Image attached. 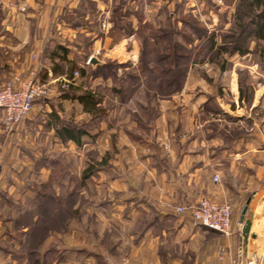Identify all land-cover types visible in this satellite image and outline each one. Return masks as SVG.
Listing matches in <instances>:
<instances>
[{
	"label": "crops",
	"instance_id": "0c3cea01",
	"mask_svg": "<svg viewBox=\"0 0 264 264\" xmlns=\"http://www.w3.org/2000/svg\"><path fill=\"white\" fill-rule=\"evenodd\" d=\"M135 1L127 0L126 5L132 6ZM87 3L93 7L92 19H88L90 15L85 13L88 11ZM118 3L119 0H0V88L14 78H24L31 71L35 72L39 82L55 86L52 99L39 104L38 114L33 118L26 116L14 131L21 134L38 131L42 139L45 137L48 142L45 147V144L42 145L43 149L38 155L34 154L38 157L35 160L38 168L44 170L47 160L52 167L58 168L61 163L57 159L44 157L48 150L75 149L82 139L87 143V139L94 137L80 127L81 118L83 116L94 121L100 115L102 126L97 149L103 159L100 164L109 165L111 155L128 153L134 158V163L147 167L146 174H141L136 182L105 180L106 187L135 185L139 194L135 195L134 201L133 198L118 199L115 206L110 199L100 203L103 210L99 211V216L107 225L117 226L119 235L111 238V254L108 253L107 258L99 254L100 261H105V264H264V41L250 37L243 55L228 57L229 66L223 70L218 68L220 81L216 97L220 99L225 89L228 90V80L235 69V57L250 58L247 65L249 75L259 77V81L245 89L241 86L235 88L237 92L240 91L239 102L245 107L243 113L236 112L234 101L219 104L212 96L210 104L221 112L224 119H216V125H223L227 130L209 132L204 127L206 120L200 115L209 100L197 102L183 97L176 102L171 95L163 98V103L157 101L155 107L160 112L153 121L164 117L162 109L174 105L182 109L185 120L193 116L200 128L195 134H177L171 138L169 145L165 142L169 138L164 133L165 138L162 137L160 143L152 142L146 136H135L123 126L125 107L130 105V100L124 102L116 98L110 104L106 99L98 102L91 90L95 85H101L98 80L90 78L84 82L81 78H73L74 71L70 77V61L79 68L89 65L90 70L105 64L107 60L136 61L138 45L133 37L115 30L103 34L99 31L101 19L106 18ZM152 3L148 2L143 10H148ZM77 18L82 21L77 22ZM71 19L75 21L72 23ZM96 31L100 32L98 39L94 35ZM81 41L89 44V54L83 60L82 54L77 57ZM95 50H100V57L95 55ZM32 56L35 57L34 61ZM91 57L100 63L86 64ZM222 74H227L225 82ZM64 79L71 80L69 85L73 86L69 98L63 95V90L69 86L63 87ZM184 89L178 93L179 97L184 94ZM83 91L88 97L79 100L78 96L85 95ZM241 106L237 107L240 109ZM246 110L249 111L248 115ZM1 118L0 112V128ZM118 125L119 129L116 128ZM63 127L70 129L73 136H76V130H83L80 143L67 139L61 132ZM88 143L91 146V142ZM137 155L139 160L136 159ZM214 175L219 178L217 183L213 182ZM25 182L30 181L26 179ZM41 183L42 186L44 182ZM13 193L10 191L8 194L11 196ZM203 197L214 202L228 200L231 204L228 236L194 226L187 214H177L169 208V205L196 203ZM247 202L248 208L241 222V212ZM127 204L130 205L129 209L124 211ZM245 224L248 230L246 237H243ZM104 229L106 232L107 228ZM91 256L98 258L97 254ZM75 263L72 257L65 262ZM95 263L99 264L97 260Z\"/></svg>",
	"mask_w": 264,
	"mask_h": 264
},
{
	"label": "rangeland",
	"instance_id": "374dc122",
	"mask_svg": "<svg viewBox=\"0 0 264 264\" xmlns=\"http://www.w3.org/2000/svg\"><path fill=\"white\" fill-rule=\"evenodd\" d=\"M126 2L127 0H119L118 6L122 7L121 14H127L126 18L128 19H131V15L135 14L141 21L140 27L136 17H134L131 20L132 26L129 28L125 27L127 26L124 23L125 20L123 22L124 33L127 30H132L133 35L129 37H133L138 45L137 59L134 63L132 61L117 62L106 59V63L108 62L112 65L101 71H96L94 75L92 74L91 80L96 79L101 85H98V87L95 85L94 89L91 90L94 91V99L98 102H101V99H106L110 104L116 98L117 100L124 99L126 102L130 100V105L125 107L124 111L123 126L125 129L135 134V136H138L137 134L146 136L148 140L156 143L162 137L165 138L164 133L170 139V141L169 139L167 140L168 142L165 141L169 145L172 141L171 138L179 133L195 134L197 128H200L195 118L189 116L185 120L182 109L169 104L172 106L165 110L162 109L164 117L161 120L156 119L153 121L160 112L155 107L157 101L160 100L162 102L163 98L169 97L161 96L168 88L164 84L155 85L159 96L154 98L150 91L147 94L143 93V86L133 92L126 89L125 85L123 89L124 81H132L134 83L140 81L142 83L150 78L137 69L141 52H149L148 56H146L149 66L156 68V72L160 71L161 65L155 62L154 53L156 51L163 53L168 43L160 37V33L172 32L178 40H181L180 36L182 34L192 39L194 36L192 26L197 22L198 25L204 26L205 34L214 33L215 39L220 42L221 39L218 37L224 35L232 25V15L237 0H136L129 7ZM148 2L153 3L148 10H143V6L148 4ZM153 6L155 8H151ZM92 11L91 9L85 11L86 14L90 15L88 19H92ZM111 15L112 10L106 15L107 19L103 18L100 21L99 31L102 34L114 30L110 28ZM74 19H71L72 23L76 20ZM78 21L81 22L82 20L77 18ZM102 25H105V28H102ZM198 28H201V26ZM99 31L94 32L97 39ZM88 47L89 44L81 41L80 47H77L79 49L77 57L82 54V60L85 59L84 57L89 54ZM187 48L190 57L189 63L191 62L189 65L190 69L183 86L185 89L182 97L178 96L179 92L172 95L176 102L179 98L184 97V99H193L197 102L209 100L210 104L212 96H214L219 104L234 101L236 112H245V107L241 106L239 102L240 91L238 90L237 92L235 88L241 86L245 89L247 88L246 86L259 81V77L256 74H254V78L249 75V69H247L249 66L247 67V65L250 64V58L235 57L233 59V67L235 69L232 70L228 80V90L225 87L224 96L220 99L216 97L220 73L218 66L211 63V60H213L211 58H215L212 57L215 51L210 49L209 43L205 40L194 41L190 46L187 45ZM94 53L98 56L101 52L100 50H95ZM203 58L204 60L201 61ZM221 58L223 59V57ZM32 60H35L33 56ZM184 64V60L183 62L182 60L178 62V65L182 66V68H184ZM128 75L129 77L135 75L139 80L137 78H128ZM222 75L225 82L227 74ZM84 82H86V79H84ZM149 86L150 88L153 87L151 84ZM51 87V92L47 97L34 102L32 110L27 115L28 118H33L34 115L38 114L39 104L52 99L55 86L51 84ZM120 89L123 90L122 94H119ZM233 89L234 91H232ZM84 92L86 93V91H83V94H85ZM89 95L91 96V94ZM139 104H142L143 107H140ZM239 105L241 110L238 108L240 107ZM210 108L214 107L211 106ZM126 110L129 111L127 112ZM214 112L209 110L201 112L200 118L206 120L204 127L209 132L227 130V127H223V125L217 127L216 119H224L221 118L222 115L220 113ZM246 114L248 115L249 111ZM95 119L91 121L87 117L82 116L81 118L82 124L80 127L83 130H88L94 137L87 139L88 142H91V146H89L88 142H85V139H82V143L79 146L76 145L75 149L48 150L44 157L50 156L53 159H57L61 164L58 168H54L47 160V166L44 170L38 168L35 162L38 157L34 154L38 155V152L43 149L42 145L45 144L44 147L47 145V139L45 137L42 139L41 134L35 130L21 134L14 131L16 126L13 129H8L3 125L1 119L0 264H35L36 261L38 262L37 264H65L71 257L75 259V264H94L96 260L99 264L100 262L105 264V261H100L99 254L107 258V254H111L109 250L112 245H110L111 238H116L119 235L117 226L107 225L101 215L99 216V211L102 212L103 210L100 207V203L110 199V201H113V206H115L114 204L118 199L125 200L129 198V200H132L133 198L134 201L136 200L134 198L135 195L138 194L134 184H131L134 187L124 186V188H121L119 185L118 187H106L105 180L113 179V181H117L123 179L124 181L129 180L131 183L136 182V179L141 174H146L147 167L134 163V158L128 153L117 156L116 154L111 155L108 159L109 165L100 164L103 159L100 158L97 149L99 148L98 136L100 135L102 122L100 115ZM147 119H149L148 123H146ZM112 124L114 125V122ZM220 124H224V122ZM114 126H112L113 132L116 131ZM119 126H116V128L118 127L119 129ZM5 136L8 138H5ZM10 136H12L11 139H9ZM44 136L46 135L44 134ZM136 159L139 160V155H137ZM90 164L95 169L84 183L81 179L82 173ZM26 179L32 183H26ZM41 181L44 182L42 186L40 185L42 184ZM10 191L14 192L11 196L8 194ZM37 192L45 196L48 195L54 200L43 198L44 202L39 201L36 195ZM71 194L73 195L72 197H70ZM129 206L127 204L124 211H127ZM176 207L178 206L169 205V208L173 209V211ZM42 213L46 216H43ZM2 224L5 225L2 226ZM104 227L107 228L108 233H106L107 231L105 232V229L103 230ZM72 248L81 250L73 251ZM93 254H97L99 260L95 256L90 257Z\"/></svg>",
	"mask_w": 264,
	"mask_h": 264
},
{
	"label": "trees",
	"instance_id": "16d2710c",
	"mask_svg": "<svg viewBox=\"0 0 264 264\" xmlns=\"http://www.w3.org/2000/svg\"><path fill=\"white\" fill-rule=\"evenodd\" d=\"M87 9H93L90 3H87L86 5ZM121 8L118 5L113 7L112 15L110 18V28L114 29L116 31L121 32L122 34H126V36L133 35L132 30L124 33V26L123 22L127 24L125 27L132 26V19L136 17L137 22L139 23V26L141 25L140 18H137L135 14L131 15V19L126 18L127 14L125 13L121 14ZM145 24V23H144ZM143 24V25H144ZM170 24V23H169ZM171 25V24H170ZM195 26H201V28L195 27ZM141 27V26H140ZM193 30V38L190 39L187 36H184L182 34L180 37L181 40H178L175 38L174 33H160L161 36L165 41H167V46L164 49L163 53H160L156 51L154 53L155 55V62L158 63L160 66V71L156 72V68H151L148 64V59H146V56H148V53L141 52L139 56L138 61V67L137 69L142 72V74H146L148 77V80L146 82H128L124 81V84L122 88L129 89L130 91H136L140 86H143V93L147 94L149 91L152 93L153 97L159 96L157 87L155 85L164 84L166 88H168L161 96H171L174 93H178L183 89V86L185 84V80L187 78V74L189 73L190 69V57H189V50L187 48V45L190 46L192 42L194 41H201L205 40L209 43L210 49H213L215 52L211 58L213 64L217 65L220 70L226 69L229 66L228 63V57H231L234 54L243 55L248 48V42L250 37H254L257 40H263L264 41V0H237L236 6L234 8V12L232 15V25L225 32L224 35L218 37L220 42L217 41L216 36L214 33L205 34L204 26L196 22L195 25L192 26ZM134 31V30H133ZM147 52V51H146ZM223 57V59L221 58ZM221 58V59H220ZM220 59V60H216ZM184 60V68L182 66L178 65V62ZM204 58L201 60L203 61ZM70 63V77L72 76V72L78 73V78L81 79H90L92 76L96 73V71H101L102 69H106L112 64L105 63L101 66H96L94 69L90 70V66L87 68H79L77 65H74L72 61ZM181 67V68H180ZM182 69V70H181ZM93 74V75H92ZM132 77L127 76L128 78L136 79L135 75H131ZM139 80V78H137ZM151 84V87L149 86ZM73 86L69 85L67 89L63 90L64 97L69 98L70 92L72 91ZM123 90H119V94H122ZM88 94H85L83 96H78L77 98L79 100H83L86 98ZM72 97V96H71ZM122 101L126 102L124 99H121ZM212 106L211 104L207 103L205 105L204 111H212L214 113H220V111L217 110V108H210ZM213 107V106H212ZM203 111V112H204ZM62 134L65 135L67 139L73 140L75 143H80V136L84 134L83 130H76V136H73L71 133V130L68 128L63 127L61 130ZM94 166L88 165L86 169L82 173V181H85L88 179L92 173L94 172ZM38 196L39 201L44 202V199L47 200H54L48 197V195H44L41 193H36ZM72 197V196H70ZM44 198V199H43ZM53 198V197H52ZM40 202V204H42ZM55 202V201H54ZM56 206V205H55ZM54 206V207H55ZM53 207V208H54ZM52 209V208H51ZM55 212V211H54ZM43 214V213H42ZM45 214H43L44 216ZM46 216V215H45ZM212 231V230H211ZM38 262L36 261L35 264Z\"/></svg>",
	"mask_w": 264,
	"mask_h": 264
},
{
	"label": "built area",
	"instance_id": "2783aa9c",
	"mask_svg": "<svg viewBox=\"0 0 264 264\" xmlns=\"http://www.w3.org/2000/svg\"><path fill=\"white\" fill-rule=\"evenodd\" d=\"M102 28H105V25H102ZM88 61L89 59L86 63ZM77 77L78 73L74 72L73 78ZM70 83L71 80L64 79L63 87L66 88ZM51 88V83L39 82L35 78L34 71L29 72L24 78H14L11 83L0 88V112L3 125L8 129L17 126L30 113L34 102L47 97ZM218 180V176L214 175L213 182L217 183ZM174 211L181 215L187 214L194 226L207 228L225 236L230 234L232 208L228 200L214 202L203 197L195 204L178 206Z\"/></svg>",
	"mask_w": 264,
	"mask_h": 264
},
{
	"label": "water",
	"instance_id": "95a60500",
	"mask_svg": "<svg viewBox=\"0 0 264 264\" xmlns=\"http://www.w3.org/2000/svg\"><path fill=\"white\" fill-rule=\"evenodd\" d=\"M100 62L95 58V57H91L88 61V64L90 65H95V64H99ZM249 202V201H248ZM248 202L247 204L243 207L242 209V212H241V218H240V221L243 222L244 220V215L247 211V208H248ZM247 230H248V225L245 224V226L243 227V231H242V234H243V237H246V234H247Z\"/></svg>",
	"mask_w": 264,
	"mask_h": 264
}]
</instances>
